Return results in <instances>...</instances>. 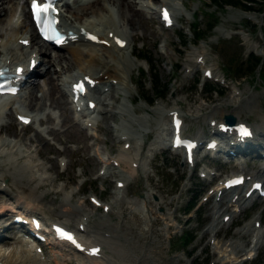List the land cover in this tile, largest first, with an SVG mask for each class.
<instances>
[{
	"label": "rangeland",
	"instance_id": "374dc122",
	"mask_svg": "<svg viewBox=\"0 0 264 264\" xmlns=\"http://www.w3.org/2000/svg\"><path fill=\"white\" fill-rule=\"evenodd\" d=\"M141 1L143 0H137V2ZM147 1L156 8H160L161 0ZM180 1L187 8L182 6L183 11L181 13H179L178 9L176 10L174 26L166 28L159 18L158 11L155 16L151 14L145 15L147 28L143 26L142 29L134 31L136 35L133 41L135 53L138 54L140 51L146 52L152 59L151 62L155 69L153 68V71L152 69L150 70L145 60L135 56L136 59L141 61L140 66H134L132 72L133 79L135 80L132 86L136 90L132 94L135 98V103L133 104L126 99V93L124 96L121 95L120 98L117 97L118 105L126 100L130 107H137L138 115L147 116V121L149 122L146 125H148V131L150 132L148 134L145 133L143 136H146V139L148 138L147 135L149 136L148 140H146L147 145L145 150L142 149L143 145L141 143L143 134L126 117L122 118V116H118L116 120L110 122L112 125L118 126L114 136L110 135L106 127H104V131L95 128L96 126L88 127L87 131L93 134L91 139L86 140V143L92 145L90 149H85L83 143L80 141H71L66 145V143L56 140L53 135L48 133L50 127L56 126V128L64 131L69 125L67 127L63 126L64 116L62 111L59 108L50 106L48 96L43 97L44 99L42 98L43 102L46 100L44 102L45 109L38 113L32 109H27L29 111L27 113L37 114L36 120L28 126L21 125L18 122L15 111L11 115L12 123L7 114V112H10L9 108L12 105L8 106L4 113L3 121L5 123L1 135L3 139L7 140H17L23 136L26 140L23 141H28V144L24 146L26 149H28L27 146L30 144V151L33 154L31 160H34V163L37 162L40 165L38 167L42 168H36L37 172L39 171L38 175H45L44 177H47L46 181H42V184L38 186V190L43 192L50 191L44 198V212L54 202L68 198L70 204L81 207L83 212L88 213L92 220H95L94 222L92 221L95 229H99V231L113 230V228L114 230H120L119 232L123 237L118 240H120L119 243L122 248L120 251L122 253L121 255L112 254L114 262L118 264H194L196 259L200 262L202 261V264H226L228 262L229 264H264V244L260 248L254 249V252H252L255 254L254 259L244 261L246 256L249 255L247 252L253 249L254 233L250 231L246 235L243 230L248 224H253L255 227L254 221L257 218L260 219V225L257 227L264 229V199L255 201L241 212H238L236 207L231 205L228 197L216 203L215 193H211L221 179L230 174L244 171V168L248 169L249 172H254L257 176H264L263 159L259 158V160L253 158V156H245V159L244 157L237 158L226 164L221 163L220 160L213 161L210 157L204 159L200 163L199 168L211 169L219 175L210 181L211 177L209 180L200 178L198 175L199 171L188 166L184 157L179 154H174L170 150H160L159 152L155 151L153 155V152L149 150V148L151 149V147L155 146L153 142L156 141L158 133L160 134L161 132L158 122L166 123V126L171 127L170 116L148 110L141 105L144 102L150 106L142 98L144 95L149 97L154 96L152 78L154 71L158 73L160 83L168 86L166 91L170 90V93L159 98L154 106H159L166 111L173 108L183 110L182 114L185 116L184 132L186 136H211L212 128L209 123L211 117H214L217 122H225L224 116L230 113L236 114L238 119L252 123L255 126H259L262 123V129H264V83L260 75V72L264 71V67L252 75L242 74V76H235L228 71L231 65L237 67L235 64L230 63L233 58L237 59L239 56L240 59L245 60L247 54L252 51L258 55H264V36L259 29L255 28V24L261 25L262 14L246 13L240 9L231 7L223 10L216 4H213L211 0ZM25 2L26 0H20V3L17 5V13L12 20L13 26H16V28L18 26L22 28V24H24L22 5ZM24 5L27 8V4L25 3ZM80 5H87V3L77 4L75 7L77 8ZM259 6L254 4V7ZM66 13L68 14V12ZM115 15L117 19L120 18V14L116 9ZM105 16L108 17L107 15ZM250 16L255 19H252ZM216 18L219 19L217 22L220 25L215 29V35L210 39L196 42L191 29L192 25H199L201 31H205L209 20L216 21ZM91 20L99 22L96 16H92ZM19 27L18 29H20ZM10 28L8 30L3 29L4 34H0V61L4 53L11 51L21 52L20 49L18 51L16 43L13 44L15 33ZM20 35H30V33L21 31ZM2 47L3 49H1ZM48 51L51 56L61 52L70 56L67 48L54 50L48 47ZM122 52L127 54L128 50H122ZM200 56L204 57L205 63L199 62L200 59L198 60V58ZM193 60H197L198 69L197 71H192L191 66V72L189 65L193 64ZM40 65L38 67L39 73L34 76V83L39 82L43 89L46 90L47 86L43 82L45 66L44 63H40ZM51 67L54 69L61 66L55 63ZM206 67L213 69L220 76L224 75L229 81L228 83H224L226 86L214 79L206 78L204 75ZM244 68L245 66H242V69ZM100 69H102V66L98 68V70ZM76 70L74 69L73 71L75 72ZM234 85L240 88V95H236L237 92L234 91ZM211 87L219 88L223 91V94L216 90L210 91ZM36 92L38 96L42 95V91L37 90ZM104 96L105 93L103 94ZM235 96L238 97L240 102L239 106L236 107L228 103ZM109 100L110 98L107 99V101ZM13 106L14 108L19 107L26 111V94L15 102ZM50 113L54 117L52 123L48 121ZM69 113L70 118H72L73 113L71 111ZM98 119V124H104L102 113H99ZM123 123L131 126L132 135L135 137L134 145L136 147L128 152L136 154L141 147L142 150L140 151H143L142 161L146 162L145 168H142L139 176L134 177L128 183L127 194L130 198L139 197L141 193L146 192V186L153 196L158 197V199H155V197L149 195L148 207H146L145 210L147 211L145 213L141 211V208L134 206L132 203L116 201L120 196L118 194L117 180L127 179L129 167L125 165L121 168L110 164L109 171H111V174L107 173L103 175L105 165L97 157V154H100L101 159L107 158V153L112 157H118L120 154H123L126 140H120L116 137L118 133L120 134L125 131ZM37 129L45 135L50 144V147L44 143L39 144L38 147L42 149L41 154L37 152L36 145L34 146L28 140L31 136H34ZM94 135L100 136L102 141L99 143L95 142L96 137ZM126 148V150L130 149ZM260 150L262 151L263 149ZM59 151H62V153H59ZM240 159L244 160L240 161ZM19 161L23 160L19 159ZM94 161L95 163H93ZM237 163L239 165L236 166ZM5 184H8L7 179L2 185L4 189H6ZM51 189L56 190L57 193L52 192ZM213 194L214 196H212ZM91 196L102 199L104 203H108L111 206V209L107 212L102 207L95 206L90 200ZM194 199L197 206L191 213L187 214L185 208L190 203V200ZM157 201H160V203ZM82 211H76L73 214L72 221H76V219L79 221ZM168 213L171 214V220L167 219ZM216 213L220 217L221 224L218 229L212 232L210 225ZM225 213L234 214L233 218L228 222L222 221L223 214ZM37 215L41 218L43 216V214ZM7 217L8 215L3 219L5 221L3 224L9 221ZM101 217H106V219L103 221V225L102 223L97 225V221ZM48 221L59 222L56 217L55 220L49 219ZM77 221L75 222L76 224ZM76 224L74 227H76ZM6 226H9V224ZM3 229L6 228L0 229V233L4 236L6 233L8 238L11 239L10 242H14L17 236L13 238L14 240H12V237H9V235H14L15 233L12 232L13 226L7 227L9 229L7 231ZM184 231L196 235L194 242L187 249H183L179 242V237ZM212 235L215 236V239L212 238ZM235 240L243 243V251H240L237 256L235 255L237 258L232 257L233 253L230 251L234 250L231 249L232 246H228V249L230 248L227 253L229 257L224 256V252H219L216 249L217 244L219 246L228 245ZM15 245L0 247L6 251V255H9ZM226 246L223 247L226 248ZM60 249L67 254V257H71V262L65 260L64 263L77 264L78 261H83L89 264L90 262L84 254L75 252L72 249V253L64 248ZM54 250L56 248L53 245L45 246L42 260L50 256L52 257ZM105 251L108 254L110 253L108 248H105ZM237 251L234 250L235 253ZM18 252L22 254L20 249ZM192 253L193 256L190 257ZM135 254L139 256L153 255L154 257L148 261H145L146 259L142 257L136 260Z\"/></svg>",
	"mask_w": 264,
	"mask_h": 264
},
{
	"label": "bare ground",
	"instance_id": "6f19581e",
	"mask_svg": "<svg viewBox=\"0 0 264 264\" xmlns=\"http://www.w3.org/2000/svg\"><path fill=\"white\" fill-rule=\"evenodd\" d=\"M28 1L29 0H26L25 2L27 4V8L24 5L25 3H23L22 5L23 7L22 10L24 12V22H23L24 24H22L23 25L22 28L18 26L20 28L18 29V27L16 28V26H13L12 20L16 16L18 9L17 5L20 3V0H0V34H4L3 29L8 30V28L11 27L10 29L13 30V33H15L13 44L16 43V46L18 47V51L19 49L21 50V52L11 51L9 53H4L0 63L4 62L12 67H16L17 65H24L27 69L30 66L31 54L38 53L41 54V57H38L37 54L35 57L39 58L40 63H44L45 66V70H44L45 77L43 79V82L45 86H47V89L44 90L39 82L37 83L33 82L29 84L28 91L26 93V112L24 114L31 116L30 113H27L29 112L27 111V109L30 110L32 109L37 113L45 109L44 102L46 100L43 102L44 99L43 97L48 96L49 97L48 99H50V106L54 108H59L62 111V114L64 116L63 126L67 127V125H69L64 131L56 128V126L50 127L48 133L50 135H53L56 140L66 143V145H68V143H70L71 141L74 142L80 141L81 143H83V147L85 149L92 148V145L86 143V140L91 139L93 134L89 133L86 130L84 123H81L79 120H76L74 117L70 118L69 115L70 111L71 113H73V109L71 105V98L66 89V83L73 76H77L78 74H81L82 76H90L95 79V85L93 91L96 92H93L92 97L89 98V100H95L97 102V105L94 110L96 114H94L93 117L90 118V120L95 122V126H96L95 128H99L100 130L104 131V127H106L108 128L110 135L114 136V133L117 130L118 126L112 125L110 122L116 120L118 116H122V118L126 117L128 121H130L131 124H133V126H136V129L139 132H141L144 136L145 132L148 131V127H147L148 125L146 124L149 121H147V116H141L140 114L138 115L137 107H133V108L130 107V105L126 100L123 101L120 105H118L117 97L120 98L121 92H124L126 93V99L133 104L135 103V98L133 97L132 94L133 91L136 90L134 86H132V83L135 82V80L133 79L132 72L134 66H140L141 61L135 58L136 56L135 44L133 43V41L136 35L134 34V31L138 29H142L143 26L146 28L148 27L147 22L145 20L146 17L145 15L151 14L152 16H155L158 12L156 7L154 5H151V3L147 0H143L141 2H137V0H89L87 2V5H80L77 8L75 7L71 9L66 8V10H68L69 12V15H65V12L61 13V24L68 28L74 29L76 32L75 35L76 39L64 47L68 49L70 56H67L65 53L62 52L57 53L54 56H51V54L48 51V47L50 45L42 40L40 41L36 33L34 23L31 19L30 10L28 8L29 6ZM182 6L185 7V5H183V2L180 0H161L160 10L163 7H167L168 9L173 10L174 14L177 9L179 10V13H181L183 11V9L181 8ZM115 9L120 14L119 19L116 18ZM105 15H107L108 17H106ZM10 16L11 18H9ZM92 16H96L99 22H95L91 20ZM159 17L161 18V14H159ZM83 29H87L91 32L99 34L100 40L106 43L91 42L82 33ZM21 31L29 32L30 35L29 36L20 35ZM116 36L124 40L125 45L117 43V41L115 40ZM25 39H29L31 41V45L24 46L22 41ZM1 49H3V47ZM122 50H128V53L125 54V52H122ZM199 62L202 63L203 60H199ZM55 63H57L61 67L60 68L56 67L53 69V67L51 66H53ZM192 63H193L192 65H189L190 71H191V66H192V71L194 70L197 71L198 69L197 60H193ZM100 66H102V69L98 70ZM36 68L33 72H31L33 75L36 71ZM74 69L77 70L74 72L73 71ZM207 69L209 68H205V70ZM36 73H39V71L38 72L36 71ZM216 76L222 77L224 79L223 76H220L217 73ZM233 87L235 88L234 91H240L239 87L235 85ZM37 90L42 91L41 96H38L36 92ZM104 93L105 96L103 97ZM236 95H240V93L237 92ZM8 97H10L11 101L7 103L4 109L6 107L8 108V106L10 105L13 99H16V97L14 96L9 95ZM107 97L110 98L109 101H107V99H109ZM228 103H231L233 106L236 107L239 106L240 102L238 97L235 96L234 99L230 100ZM141 105L146 107L148 110L155 111L159 114H165L166 116L172 113L180 115L183 111L178 108H173L170 109L169 112L171 113H169L168 111H166L163 108H160L159 106L151 107L144 102H142ZM15 109H16V114L22 113L18 110V108ZM15 109L12 106H10L9 108L10 112H7L12 123L13 120L11 118V115H13ZM99 113H102L103 115L102 121L104 122L105 125L98 124ZM36 115L37 114H35V116ZM4 116L5 115L3 113V109L1 108L0 109V158H1L0 159V222H1L0 229L12 227V225L10 224L9 226L3 224L4 223L3 219L7 215L14 212L15 210L33 216L37 214H43L41 220L43 221L46 229H50L51 227L49 225L52 226L53 225L52 223L55 222V223L64 224L76 232L78 238L84 245V251H80L79 252L80 254L86 255L85 251H87V249L93 246H102L98 256L86 255V257L90 260V263L94 262L100 264H118L114 262L112 254L114 253L121 255L122 253V251H120L122 249L121 244L119 243L120 240H118L119 238L121 239L123 237V235L119 232L120 230L119 231L118 229L114 230L113 228V230L107 229V231H99V229H95L92 223V221L94 222L95 220H92L91 216L88 215V213L83 212L81 210V207L70 204L68 202V198L54 202L52 205H49L48 208H46V211L44 212L45 209V206L43 204L44 198L50 191L48 192L39 191L38 186L42 184V181H46L47 177H44L45 175L44 176L43 175L39 176L40 174L38 175L39 171L37 172L36 168L40 165L37 164V162L34 163L33 162L34 160L33 161L31 160L33 154L30 151L31 150L29 147L30 144L29 146H27L28 149L24 147L25 145L28 144L27 143L28 141L24 142L23 140H25V138L23 136L17 140L14 139L7 140L2 138L1 134L3 132L4 123H5V121H3ZM53 120L54 117L50 113L48 115V121L52 123ZM210 120H211L210 124L213 126V132L216 133L217 129L215 128L216 127L214 121L215 118L211 117ZM240 121L241 120L238 119V122ZM126 123L122 124L123 127H125V131L120 134L118 133L116 137L119 138L120 140L125 139L126 140L125 143L129 142V145L127 147L130 149L128 150L124 149L123 154H120L118 157L109 156L108 153H107V158L105 159H101L100 154H97V157L98 159L104 162L106 168L105 174L107 173L111 174V171H109L110 164L117 165L118 167L121 168L125 165L129 167L128 170L129 174L127 176V179L117 180V181L125 182V185L122 188L118 189V194H120V196L116 199V201L121 203L122 202L132 203L134 206L141 208V211L145 213V211H147L145 209L146 207H148V200L150 193L149 189L145 186L147 190L145 193L142 194V197L137 196L130 198L127 194V187L129 183L128 181L132 180L136 176H139L146 162L144 163V161H142L143 152L140 151L141 147L138 149V152L136 154L128 152L132 148H135L136 146L134 145L135 137L132 135V131H131L132 128L130 125ZM158 123H159L158 126L159 129H161L160 135L163 138H165V136L168 135L170 131V127L166 126L165 125L166 123L165 124L161 122ZM262 125H263L262 123L259 124V126L254 125L256 131H258L257 135L251 139L246 140L245 142H241L240 139L236 136L231 139L234 140V142L228 140L227 142L231 145V149H234L238 155L242 154L243 156L249 154L252 155L254 153L260 155L261 153H263L264 150L260 152V148L263 147L264 144V129H262ZM94 137H96L95 142L97 141L99 143L102 141L100 136L94 135ZM196 138H199V136ZM165 139L162 140L165 141ZM28 140L32 142L34 146L36 145L37 147L36 149L39 154L42 153L41 151L42 149L38 147L39 144L44 143L46 144V146L50 147L49 141L39 129H37L34 136H31ZM157 141L158 140H156V143ZM59 153H62V151H59ZM230 158H233V156L230 155ZM259 158L261 157H257V159ZM19 159H22L23 161H19ZM93 163H95V161ZM40 168L38 167V169ZM205 171L206 173L208 172V174H211L209 169ZM240 173L245 174L247 177L250 176L251 178L256 176L254 172L252 173L249 171H244V173L243 171H241ZM6 179L8 180V184H5L6 189H4L2 185ZM223 184L224 182L222 183V185H218L214 189L215 196L219 195L217 203L221 202L223 198L228 197L229 202L236 207V210L241 211L243 208H245L248 205L247 202L248 199L246 195L248 189L244 190L241 187H237L235 190L227 191ZM51 190L52 192L57 193L56 190L54 189ZM229 192L232 193L229 194ZM157 202L160 203V201ZM106 205H105V211L109 210L108 204ZM76 211H82L80 220L77 221L76 219L77 224L75 223L76 221H72L73 214H75ZM225 215H229V219H231L232 215L234 214H228V213L223 214V216ZM214 216H215L214 220L210 225V229L212 232L218 229L221 224V220L218 214L216 213ZM55 217L59 220V222L53 221L55 220ZM170 218H171V214L168 213L167 219L171 220ZM49 219H52L53 222L50 223L48 221ZM105 219L106 217H101V219H98L97 225L99 223H102L103 225V221H105ZM259 220L260 219L257 218L254 221L255 225L256 222ZM75 224L76 227H74ZM243 230H244V234L246 235L249 234L250 231H253L254 233V240H255L254 247L253 249L247 252L248 254H251L254 251V249L260 248L261 245L264 244V229H261L259 227L257 229L256 227H254L253 224H248L245 226ZM13 244L16 245L10 251L9 255H6V251L0 247V260H2L3 264H68L67 262L64 263L65 260L71 262V257H67V254L62 252L60 249V248H64L66 250L71 251L70 245L64 242L62 243L57 242L56 244V242H53L51 240L48 241L46 244L53 245L56 248V250L53 251L54 253L51 251L53 253L52 257L50 256L45 260H42L40 254L35 252L36 249L39 247V245H36L35 247H29V245H27L25 242H22L21 238L19 237H16L14 242H10V240H3V237L0 238V246H12ZM226 245H222V246H219L218 244L216 245V249L219 250V252L222 253L224 252L223 253L224 256L226 255L229 257V254L227 253L229 252L230 248L228 249V246H232L231 249H234L235 251H237L238 249L236 253L234 252V250H230L231 253H233V256L231 255L233 258L235 257V255L237 256L240 251H243L242 250L243 243L240 242L239 240L232 241L230 242V244H228L227 246ZM223 246H226V248H224ZM105 248H108V251L111 254L110 253L108 254L105 251ZM19 249L22 254L18 252ZM125 257H126V253H125ZM134 257L136 260H139L142 257L146 259L145 261H148L154 256L153 255L139 256L135 254ZM77 264H87V263H84L83 261H78Z\"/></svg>",
	"mask_w": 264,
	"mask_h": 264
},
{
	"label": "trees",
	"instance_id": "16d2710c",
	"mask_svg": "<svg viewBox=\"0 0 264 264\" xmlns=\"http://www.w3.org/2000/svg\"><path fill=\"white\" fill-rule=\"evenodd\" d=\"M211 1L213 2V4H216L219 8H221L223 10L226 9L227 5H230L233 7L242 8L246 11H256L259 13L264 12V0H211ZM253 4H259L260 7H258V8L254 7ZM218 20L219 19H217V18H216V21L209 20V22H208L209 28L208 29L209 30L213 29L215 27V25L217 24ZM194 34H195L197 40L198 39L200 40V39H202L203 36H206L205 31H201L199 25L194 26ZM138 54H139V56L148 60V62L151 65V69L153 71V68L155 69V67L151 62L152 59L150 58V56L146 52H141V51L138 52ZM239 59H240L239 56L237 59H235V58L231 59L230 63L235 64L237 67H233L231 65V66H229L230 68H228V71H230L235 76L236 75L242 76V74L252 75L253 73L256 72V70L258 69V67L260 65H263V67H264V58L258 57L256 55H254L253 53H251L245 61L242 60V58L240 60ZM242 66H245V68L242 69ZM152 75H153L154 96H156V97L166 96L169 93V91H166L168 86L160 83V78H159V75L157 72L154 71ZM261 78H262L263 83H264V71L261 72ZM144 97L149 99L151 102H153V100H155L153 97H149L146 95H144ZM194 202L195 201H191L190 205L186 208L187 211H189L194 206ZM181 239H182V245L184 247H187L191 244V242L194 238H193L192 234H186L185 236L181 237ZM196 264H201V263L197 261Z\"/></svg>",
	"mask_w": 264,
	"mask_h": 264
},
{
	"label": "snow or ice",
	"instance_id": "6c2138e0",
	"mask_svg": "<svg viewBox=\"0 0 264 264\" xmlns=\"http://www.w3.org/2000/svg\"><path fill=\"white\" fill-rule=\"evenodd\" d=\"M32 7H33L34 14L37 15V16H40V15H42V14H44V13L49 11V7L48 6L41 7V6H39L37 4L36 0H33ZM164 18H165V20H168V14H167L166 11L164 13ZM93 39H95V37H93ZM81 90H82V88H81ZM21 119H24V118H21ZM24 122H27V120L25 119ZM245 134H247V133H245ZM240 182H241L240 180H236V181H233L232 183H240ZM62 235L65 238L71 240L73 243H76V241L74 240V238L70 234L62 233ZM77 246L79 247V245H77ZM95 251H98V250H94V252Z\"/></svg>",
	"mask_w": 264,
	"mask_h": 264
},
{
	"label": "water",
	"instance_id": "95a60500",
	"mask_svg": "<svg viewBox=\"0 0 264 264\" xmlns=\"http://www.w3.org/2000/svg\"><path fill=\"white\" fill-rule=\"evenodd\" d=\"M226 120L230 123H234L236 121V117L232 114L226 115Z\"/></svg>",
	"mask_w": 264,
	"mask_h": 264
}]
</instances>
